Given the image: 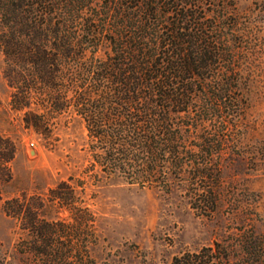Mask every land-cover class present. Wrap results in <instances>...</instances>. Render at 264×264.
<instances>
[{"label": "trees", "instance_id": "16d2710c", "mask_svg": "<svg viewBox=\"0 0 264 264\" xmlns=\"http://www.w3.org/2000/svg\"><path fill=\"white\" fill-rule=\"evenodd\" d=\"M242 25L218 0H0L10 110L45 139L63 116L80 117L91 178L185 188L212 213L230 141L225 132L230 136L246 108ZM17 153V142L0 132V200ZM85 184L63 181L47 194L6 199L2 210L19 241L11 261L0 264H111L91 253L98 238L96 217L78 190ZM61 210L73 221L60 219ZM263 255L264 236L251 233L171 264H264L254 260Z\"/></svg>", "mask_w": 264, "mask_h": 264}, {"label": "rangeland", "instance_id": "374dc122", "mask_svg": "<svg viewBox=\"0 0 264 264\" xmlns=\"http://www.w3.org/2000/svg\"><path fill=\"white\" fill-rule=\"evenodd\" d=\"M240 17L247 36L245 57L246 108L237 119L221 157L222 174L216 211L195 204L185 188L167 192L159 187L140 188L121 178L87 173L92 156L86 124L80 117L63 116L55 134L45 139L21 124L22 114L9 107L11 89L4 79L0 58V132L18 145L9 165L12 180L1 186L0 258L11 261L19 241L13 219L3 202L23 192L47 194L60 182L85 181L81 196L96 217L98 242L91 253L111 264H171L175 257L195 252L233 237L264 236V0H218ZM249 76V77H247ZM73 178L74 181H69ZM208 210V211H206ZM59 217L72 222L61 210ZM255 261L264 262V255Z\"/></svg>", "mask_w": 264, "mask_h": 264}]
</instances>
